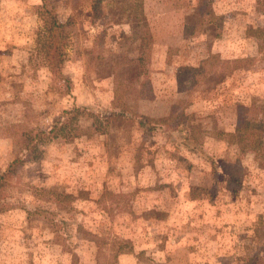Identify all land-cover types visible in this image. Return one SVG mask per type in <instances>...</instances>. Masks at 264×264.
Here are the masks:
<instances>
[{
    "label": "rangeland",
    "instance_id": "obj_1",
    "mask_svg": "<svg viewBox=\"0 0 264 264\" xmlns=\"http://www.w3.org/2000/svg\"><path fill=\"white\" fill-rule=\"evenodd\" d=\"M51 2L61 21L71 18L65 78L43 60L42 0H0V172L14 171L0 188V264H97L96 240L106 264L120 239L129 244L113 264H242L264 251L258 0H142L153 44L140 64L131 62L140 30L123 13L134 0ZM211 54L232 73L194 87L186 68ZM116 60L123 77L140 70L151 83L147 96L132 93L130 108L161 117L176 105L184 122L154 130L96 122L113 108L105 74ZM73 106L84 110L67 130L78 124L80 136L35 139ZM246 119L241 139L224 135ZM188 123L206 130L202 144L179 129Z\"/></svg>",
    "mask_w": 264,
    "mask_h": 264
},
{
    "label": "trees",
    "instance_id": "obj_2",
    "mask_svg": "<svg viewBox=\"0 0 264 264\" xmlns=\"http://www.w3.org/2000/svg\"><path fill=\"white\" fill-rule=\"evenodd\" d=\"M258 3L262 5V11L264 12V0H258ZM39 8L44 20V31L38 37L43 60L57 78H65V75L62 73V64L66 55V47L71 35V31L69 29L71 18L65 22L61 21L56 7L52 4L51 0H42ZM126 12H128L127 21L132 23L134 22L140 30L137 37L139 40L138 56L131 59V62L140 64V61L143 60V56L148 53L153 44V36L150 26L147 22L142 0H134L133 4L129 6L123 13ZM94 13L95 15H98L96 14L95 6ZM200 29L201 28H198V30ZM230 63V61L222 59L219 55L211 54L201 59L198 66H188L186 68V76L190 84H192L194 87L202 78L209 75H216L215 78H219L220 80L222 77H226L232 73L233 68L230 66ZM123 65H125V62L116 60L113 67L108 73L105 74L106 77H113V108L106 111L104 110L103 115L99 114V116H97L96 122H99L101 125L105 124L109 126L114 123L119 128H129L139 125L138 127L146 128L147 130H154L162 126H172L174 128L180 126L188 115L184 111L176 114L175 109L179 108L176 105L172 107V110L168 115L161 117L143 115L130 108L128 99L133 92L136 94V98H143L148 95V91H151L152 87L149 80L142 78V71L140 70L136 72L134 77H123L120 74V69ZM66 80L69 81L68 79ZM83 110L84 108L81 106H73L70 109L64 110L63 114L64 117L66 116V118H60L48 132L39 131L35 135V139L42 140L43 138H56L60 135H64L63 137L66 139L68 138L72 140L74 137L80 136L83 131L80 125L75 124L70 131L67 130V128L72 125L74 120H78V116ZM250 124L251 122L246 119L244 120V125L242 127L237 128L234 132H226L227 134L224 135L228 136L229 139L230 137L238 135L241 139V137L244 136L243 133L247 131ZM179 129L181 131H186V138L196 146L202 144L205 141L206 130L199 126L188 123V125H183V127ZM24 141L26 140L24 139ZM35 146L36 143L30 140L24 149L28 151ZM17 161L22 162L23 159L19 158ZM10 170H5L3 173L0 172V188L5 183V177L7 175L10 176V174L14 172L13 169L12 171ZM40 209L44 210V208ZM96 243L98 246L97 264H106L102 262L101 258L105 256L103 244H101L99 240H96ZM115 244L117 247L115 248L114 252L111 253L109 260L110 264L116 263L119 255L125 251L126 246L129 243L124 239H120L119 241H115ZM130 247L131 248L127 249H132V246ZM245 258L242 264H262L264 261V251L259 250V252H256L254 255L250 254Z\"/></svg>",
    "mask_w": 264,
    "mask_h": 264
}]
</instances>
